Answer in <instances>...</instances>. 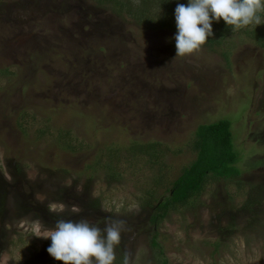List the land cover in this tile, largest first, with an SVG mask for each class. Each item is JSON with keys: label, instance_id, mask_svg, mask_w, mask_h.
I'll return each instance as SVG.
<instances>
[{"label": "rangeland", "instance_id": "374dc122", "mask_svg": "<svg viewBox=\"0 0 264 264\" xmlns=\"http://www.w3.org/2000/svg\"><path fill=\"white\" fill-rule=\"evenodd\" d=\"M238 32L175 57L176 31L111 4L0 0V264H60L40 224L82 218L126 222L115 264L126 250L134 264H264V49ZM222 119L240 176L210 179L152 226L156 201L195 159V131ZM134 143L163 157L126 159ZM93 162L107 168L92 173Z\"/></svg>", "mask_w": 264, "mask_h": 264}, {"label": "trees", "instance_id": "16d2710c", "mask_svg": "<svg viewBox=\"0 0 264 264\" xmlns=\"http://www.w3.org/2000/svg\"><path fill=\"white\" fill-rule=\"evenodd\" d=\"M97 4L101 6L112 5L117 12H124L126 15L133 17V19L139 24H147L150 27L165 28L171 31H176L175 24V8L177 4L187 5L188 0H140V4L134 7L135 4H131V0H95ZM134 7V8H133ZM164 12L165 16L157 15V12ZM164 18V19H162ZM261 18H264V13H261ZM213 36L207 41L209 47H219L225 43L226 38L234 34L237 30L240 35L250 41L255 42L262 49H264V30L261 25H249L239 29H233L225 25L223 20L219 22L214 21L212 23ZM213 48V47H212ZM8 71H0V76L8 75ZM19 125L22 124L24 118V112L20 113ZM22 127V132H23ZM26 131V130H25ZM37 134L42 135L40 131ZM67 136L62 140H66L62 143V148L65 151H69L73 154V145ZM62 142V141H61ZM57 144L60 142L57 140ZM158 144L137 145L132 144L128 151L125 152L126 159L129 157H146L151 166L156 165L158 161L163 157V153L157 149ZM191 150L195 153L194 161L187 167L181 170V174L171 184V188L168 191V196L161 197L156 201V205L152 208V214L149 218V222L152 226L156 227L161 223L171 210H174L176 206H184L190 200L198 198L203 192L207 182L212 180L230 181L240 176V171L237 168L238 154L235 152L232 143V134L230 130V123L227 120H219L208 125H202L197 128L194 133V138L191 141ZM108 150V149H107ZM108 168H111V164L115 157V151H108ZM124 155V153L122 154ZM121 155V156H122ZM119 157V154L117 155ZM102 159L99 158V161ZM89 171L97 169L107 168L104 165L98 163H92L86 166ZM114 174H111L113 176ZM163 180V179H160ZM159 184V183H158ZM153 241V240H152ZM153 245L155 246L154 242ZM156 247V246H155ZM120 248V246H119ZM219 249V245L215 246V250ZM121 250V249H120ZM122 251L118 257V262H123Z\"/></svg>", "mask_w": 264, "mask_h": 264}, {"label": "clouds", "instance_id": "9594fccd", "mask_svg": "<svg viewBox=\"0 0 264 264\" xmlns=\"http://www.w3.org/2000/svg\"><path fill=\"white\" fill-rule=\"evenodd\" d=\"M139 3V0H135ZM161 12V8H160ZM264 0H188L187 5L177 4L174 12L176 56H189L201 50L213 36L212 23L223 20L233 29L249 25H262ZM53 212L63 211L64 205L52 203ZM37 224H40L37 221ZM38 237L51 240L47 253L60 264H115L116 248L121 244L122 233L129 231L123 220L98 223L86 218L59 219L54 227L40 224ZM122 264H134L132 253L125 251Z\"/></svg>", "mask_w": 264, "mask_h": 264}]
</instances>
